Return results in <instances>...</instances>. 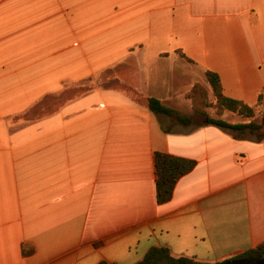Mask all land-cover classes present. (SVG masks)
Instances as JSON below:
<instances>
[{"label":"crops","instance_id":"obj_1","mask_svg":"<svg viewBox=\"0 0 264 264\" xmlns=\"http://www.w3.org/2000/svg\"><path fill=\"white\" fill-rule=\"evenodd\" d=\"M207 70L257 105L264 0H0V264H134L155 246L218 263L263 244L264 128L148 107L191 111ZM156 152L197 162L163 204Z\"/></svg>","mask_w":264,"mask_h":264},{"label":"trees","instance_id":"obj_2","mask_svg":"<svg viewBox=\"0 0 264 264\" xmlns=\"http://www.w3.org/2000/svg\"><path fill=\"white\" fill-rule=\"evenodd\" d=\"M209 89H205L199 82H195L185 97L192 102L191 115L181 113L179 110L165 106L158 98H148V107L156 115H166L177 123L190 125L193 121V114L205 117L208 125H214L239 133L257 134L258 138L263 137L261 132L264 128V93L258 97L256 106H249L242 101L229 98L224 95L220 77L217 73L207 70L205 72ZM211 94L214 101L215 114L209 115L206 109L207 100ZM260 108V109H259ZM259 112L263 115L260 120ZM231 113L242 118L245 122L235 123L224 119L223 115ZM156 173V199L159 204L168 202L174 192L178 180L193 170L196 166L194 159L177 157L166 153H155ZM257 258H264V243L247 252L218 263L202 262L186 256H174L169 248L155 246L149 249L145 256L134 264H247ZM98 264H109L102 261Z\"/></svg>","mask_w":264,"mask_h":264},{"label":"rangeland","instance_id":"obj_3","mask_svg":"<svg viewBox=\"0 0 264 264\" xmlns=\"http://www.w3.org/2000/svg\"><path fill=\"white\" fill-rule=\"evenodd\" d=\"M206 90L208 89L209 91H210V89H209V86L207 87L205 84H203V83H201V82H199ZM185 100L187 101V100H189V99H187L186 97H185ZM189 102L191 103V106H192V102L189 100ZM207 106H210V107H208L207 109H206V111H207V113L209 114V115H214L215 114V108L214 107H212V106H215V104H214V101L212 100V97H211V94H209V99L207 100ZM183 113H185V114H188V115H191L192 113H193V111L191 110H188V109H186V108H184L183 109ZM229 114V115H228ZM262 115H263V113L262 112H259V118H258V120H260L261 119V117H262ZM193 116V120H194V122H196V123H204V121H205V117L204 116H202V115H199V114H193L192 115ZM227 118H229V120L230 121H232V122H240V121H242V122H245L242 118H240V117H238L237 115H233V114H231V113H227ZM264 131V130H263ZM262 132V131H261ZM247 134V136L248 137H254V138H258V136H257V134H251V133H246Z\"/></svg>","mask_w":264,"mask_h":264},{"label":"water","instance_id":"obj_4","mask_svg":"<svg viewBox=\"0 0 264 264\" xmlns=\"http://www.w3.org/2000/svg\"><path fill=\"white\" fill-rule=\"evenodd\" d=\"M252 263L255 262L257 264H264V258H257L251 261Z\"/></svg>","mask_w":264,"mask_h":264},{"label":"flooded vegetation","instance_id":"obj_5","mask_svg":"<svg viewBox=\"0 0 264 264\" xmlns=\"http://www.w3.org/2000/svg\"><path fill=\"white\" fill-rule=\"evenodd\" d=\"M247 264H257V263H255V262H253V263H252V262H250V263H247Z\"/></svg>","mask_w":264,"mask_h":264}]
</instances>
